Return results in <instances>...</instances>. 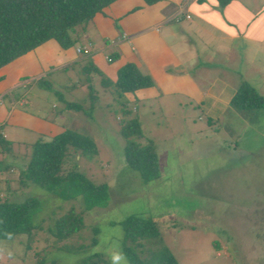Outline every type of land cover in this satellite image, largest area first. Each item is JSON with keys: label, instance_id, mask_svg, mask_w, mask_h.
<instances>
[{"label": "rangeland", "instance_id": "obj_1", "mask_svg": "<svg viewBox=\"0 0 264 264\" xmlns=\"http://www.w3.org/2000/svg\"><path fill=\"white\" fill-rule=\"evenodd\" d=\"M234 1V13L252 19L255 11L260 22L249 34L245 33V23L241 24L235 28L232 41H223L214 33H205L210 25L216 26L218 19L208 15L209 26L201 22L195 35L189 33L198 53L188 57L183 47L176 48L181 63L194 60L186 66L187 74L173 78L178 82L165 83L157 76L158 63H163L168 52L147 33L149 36L132 44V51L131 46L125 47L124 57L141 61L137 54L147 51L143 55L151 57L152 88L138 94L114 91V69L121 61L115 59L108 65L103 56L117 52L115 47L96 54L97 59L90 55L79 60L77 66L50 73L40 88L24 93L26 104L22 109L40 112L46 121L54 122V127L58 123L63 131H77L93 141L96 154L78 156L71 150L62 173L75 168L92 182L106 184L110 200L106 208L82 213V234L65 241L72 247L83 244L82 251L58 249L63 242L54 246L47 227L53 228L56 219L71 207L80 213L81 200L51 199L36 186L19 184L18 169L28 161L32 144L49 138L38 131L44 128L41 124L33 123L35 132L27 129L14 140L13 133L18 131L9 132L6 139L10 155L18 166L0 177L8 183L7 199L38 197L47 206L34 219L40 228L33 230L28 244L29 238L24 235L0 240V264H78L83 257L95 253H101L108 264H127L121 252L120 223L130 215L154 220L161 241H142L140 256L163 245L178 264H264V113L238 111L228 102L241 82L264 94V0ZM218 3L219 0H205L200 4L210 14L213 11L209 6L221 8ZM238 3L249 5L251 14L241 10ZM217 11L221 12L219 8ZM181 13L183 18L189 13L191 22L198 17V9L191 5ZM86 25L87 35L82 32L76 44L84 42L83 35H93L88 30L90 21ZM187 25L190 24L184 19L177 27L184 29ZM99 40L92 39L96 49ZM133 58L127 60L135 63ZM143 95L146 98H141ZM66 103L77 104L80 109H68ZM124 108L130 115L123 116ZM133 117L142 131L136 142H151L157 158V176L147 182L141 181L122 159L119 123ZM5 158L6 154H0V161ZM0 197L5 198L4 193ZM49 213L55 214L51 217ZM91 227L98 230L94 245Z\"/></svg>", "mask_w": 264, "mask_h": 264}, {"label": "trees", "instance_id": "obj_2", "mask_svg": "<svg viewBox=\"0 0 264 264\" xmlns=\"http://www.w3.org/2000/svg\"><path fill=\"white\" fill-rule=\"evenodd\" d=\"M115 1L117 0H0V69L49 40H53L64 50L74 46L84 32L86 24ZM144 1L146 4H153L157 0ZM219 2L224 5L228 0H219ZM77 27H80L79 32L76 30ZM83 50L85 49L81 48L80 52L83 53ZM115 59L117 55L109 57L107 61L112 62ZM113 85L117 93H133L151 87L153 81L149 76L142 74L136 65L127 62L118 69ZM16 97L20 98V96ZM230 104L238 111L264 113V94H258L250 85L241 82ZM66 108L77 110L80 106L66 103ZM122 113L123 116H128L131 112L124 108ZM119 134L123 140L124 165L136 171L143 182L155 179L157 158L152 143L140 145L136 142V139L142 135L138 119L133 117L127 122L119 123ZM71 150L78 156L96 154L93 141L77 131L65 129L47 140L35 141L25 166L18 169L20 178L18 183L24 186L29 184L36 186L45 191L51 199L70 201L80 198V213H76L71 207L56 219L53 228L47 227V231L54 238L52 242L54 246L63 242L58 249L82 251L83 244L72 247L65 241L82 234L81 231L84 230L82 213L108 206L110 191L106 184L92 182L75 168L62 173L65 160ZM9 151H11L10 143L0 126V154H7ZM13 168H15L14 164H0V176L9 175ZM8 189L7 180L0 179V195L2 193L5 195V198L0 197V240H11L15 236L24 235L29 238L28 244V241L32 240L33 230L40 228L39 223L34 222V219L47 205L43 203L44 200L32 196L22 201H9ZM48 211L51 212L50 208ZM54 214L49 213L51 217ZM120 225L121 252L126 257L127 264H178L170 250L159 244L156 248L143 252L145 256L139 255L138 250L142 248V241L158 239V242H161L154 220L130 215L121 221ZM90 229L93 232L94 245L98 230L94 227ZM27 247L29 248V245H26L25 249H28ZM102 257L101 253L90 254L83 257L78 264H108Z\"/></svg>", "mask_w": 264, "mask_h": 264}, {"label": "crops", "instance_id": "obj_3", "mask_svg": "<svg viewBox=\"0 0 264 264\" xmlns=\"http://www.w3.org/2000/svg\"><path fill=\"white\" fill-rule=\"evenodd\" d=\"M205 0H157L153 4H146L144 0H117L114 3L106 7L101 13L96 14L90 21V26L88 30H92L93 34L90 37H87V32L84 28L86 35H83L84 42L75 44L66 50L61 49L57 43L53 40H49L44 44L40 45L36 49L26 53L25 55L15 59L8 65L0 69V126L3 128L5 137L8 139L9 132L15 130L18 132L13 133V140L17 139L21 134L27 129H31L32 132L36 130L33 128L34 125L41 124L43 125L42 131L45 137L51 138L63 130L58 123L57 126H53V121L51 122L44 116L42 113H30V111L22 109L23 104H26V99L23 97L24 93L28 92L29 89L33 87L40 88V83L42 82L45 76H48L50 73L58 70H66L74 66L79 65V60L84 58H89L90 55H93L94 59H97L96 54L102 53V51L110 48L117 47V52H109L103 56L106 64L110 65L114 62H108L107 59L114 55H117V59L120 60L117 68L114 69V81L117 77L118 69L127 62L133 63L136 65L138 70L150 77L151 68L149 66V61L151 59L147 51L138 53L137 55L141 58V61L138 58H133L129 53V57H132L135 60L131 62L127 59L132 60V58L124 57L126 55V46H131L130 50H133L134 43L140 42L142 37L147 33L154 37L157 40V43L161 45L168 52V57L164 59L163 63H158L159 67L155 70L157 76L161 77L165 83L172 82L174 77H180L182 74H187L185 69L188 66L193 64V58H190V61L183 62L178 60L179 50L176 48L179 46L183 47V52L185 56L194 55L195 42L190 40L189 33L195 35V32L200 28V23L203 22L205 25H208L207 16L216 15V26L208 25L205 33L208 36H212L213 33L223 41H232L234 35L236 36L235 28H238L241 24L246 25L245 33L249 34L251 29L255 27L259 17L254 11V15L248 12L249 5L240 4L241 10H247V13H250L252 19H246L242 15L234 13V0H228L224 5L218 3L220 7L216 9L221 11L220 13L212 7H210V12L205 13L202 10L201 2ZM195 7L198 9V17L194 22H191L189 13L183 18V13L181 11L185 8ZM251 5V4H250ZM170 12L168 13L169 10ZM253 9V8H251ZM264 9V5H262ZM167 10L165 14L162 11ZM187 16L189 18H187ZM187 20L190 25H187L186 28L177 27ZM206 19V22L203 21ZM210 28V29H209ZM255 34V33H254ZM253 34V35H254ZM92 37V38H91ZM92 39H101L104 41L105 45H102V42L97 46V49L94 48L92 44ZM261 42V41H260ZM170 44H172L170 46ZM182 45V46H181ZM85 49L82 55L77 52V49ZM193 48V50H192ZM143 53H146L143 55ZM196 53H198L196 51ZM125 54V55H124ZM145 56V57H143ZM188 56V57H190ZM173 62V63H172ZM142 65H145V70L142 69ZM195 68L193 67L190 73L193 72ZM104 72V71H103ZM151 78V77H150ZM181 78V77H180ZM152 79V78H151ZM202 80L203 78H198ZM153 81V80H152ZM178 82V80H175ZM153 85L149 88H152ZM149 88L140 89L135 91L136 94L143 90ZM178 88V87H177ZM23 90V93L20 92ZM236 90V89H235ZM174 91V90H173ZM231 94L229 101L231 100L233 94ZM20 96V98L16 97ZM141 98H146V96H141ZM36 127V126H35ZM37 129V128H36ZM33 140L28 142L32 143ZM10 143V142H9ZM11 151L6 154V157L2 163L14 164L18 166V161H16L11 155Z\"/></svg>", "mask_w": 264, "mask_h": 264}, {"label": "clouds", "instance_id": "obj_4", "mask_svg": "<svg viewBox=\"0 0 264 264\" xmlns=\"http://www.w3.org/2000/svg\"><path fill=\"white\" fill-rule=\"evenodd\" d=\"M83 51H84V50H83ZM81 53H82V52H81ZM81 53H79V54H81ZM0 104H1V98H0ZM3 161H4V159L0 161V164H2ZM3 165H4V164H3Z\"/></svg>", "mask_w": 264, "mask_h": 264}, {"label": "built area", "instance_id": "obj_5", "mask_svg": "<svg viewBox=\"0 0 264 264\" xmlns=\"http://www.w3.org/2000/svg\"><path fill=\"white\" fill-rule=\"evenodd\" d=\"M187 18H189V17L187 16ZM77 52H78V53H81V52H80V49H77ZM0 177H1V176H0Z\"/></svg>", "mask_w": 264, "mask_h": 264}]
</instances>
